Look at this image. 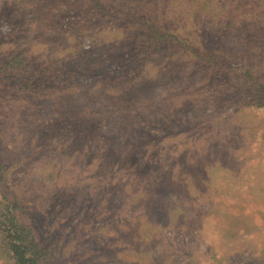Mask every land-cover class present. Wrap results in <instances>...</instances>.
<instances>
[{"label":"rangeland","instance_id":"rangeland-1","mask_svg":"<svg viewBox=\"0 0 264 264\" xmlns=\"http://www.w3.org/2000/svg\"><path fill=\"white\" fill-rule=\"evenodd\" d=\"M95 2L108 17L85 30L86 0H0V80L23 51L79 76L0 107L4 187L19 201L7 204L40 236L43 263L264 264V107L251 84H264V30L244 23L237 46L175 5L179 41L140 53L122 34L129 6ZM0 264H14L1 233Z\"/></svg>","mask_w":264,"mask_h":264},{"label":"trees","instance_id":"trees-1","mask_svg":"<svg viewBox=\"0 0 264 264\" xmlns=\"http://www.w3.org/2000/svg\"><path fill=\"white\" fill-rule=\"evenodd\" d=\"M96 0H86L88 6L84 7L82 13L84 16L81 20L82 27L86 28L90 22V18L104 14L105 19L108 17V11L101 3H96ZM144 7L138 8L136 0H113V4L117 7L125 4L129 6V16L131 27L122 31L123 36L134 34L136 47L141 53V50L148 52L150 46L157 44L164 39H170L177 43L180 33H178V17L182 14L176 6L183 8L194 9L197 14L196 21H193L194 26L202 27L209 26L212 30L219 33V38L226 34L232 43L239 45L241 43L249 44L247 37L248 26L264 30V0H142ZM91 4V5H89ZM153 5L154 9L150 10ZM176 5V6H175ZM112 11L115 12V9ZM153 13L154 17L149 20V15ZM87 30V28L85 29ZM230 31V33H227ZM235 36L239 38L236 41ZM196 32V31H195ZM198 34L197 32L194 33ZM199 44V43H198ZM114 43L104 45V52H111L114 49ZM234 49V48H233ZM205 49H200L203 52ZM229 48H224L219 53L221 62L227 59ZM237 49H235L236 51ZM22 53L10 55L6 58V69L3 71L7 74L0 80V107L3 103L15 105L18 95H26L29 98L40 99L45 94L58 91L66 92L72 87H79L74 82L79 76L70 67H55V61H38L33 54ZM225 54H222V53ZM206 54V53H204ZM205 56V55H204ZM199 56L200 58H205ZM233 54L229 55L232 57ZM207 57V56H206ZM140 62V59H139ZM223 64V63H222ZM221 64V65H222ZM140 65H135V69H139ZM130 79H133L129 75ZM257 84L255 88V102L257 106L264 107V84L256 78H251V84ZM248 84V83H245ZM56 100V99H55ZM262 102V103H259ZM61 104V103H60ZM58 104V107H60ZM148 126L150 123L143 122ZM197 124V126H195ZM203 123H194L192 120L185 122V128L188 130L201 128ZM0 122V137L4 138L7 134V129ZM8 127L12 126L8 124ZM8 128V129H9ZM132 148L131 146L123 147L120 152H126ZM121 152V153H122ZM120 156V155H118ZM4 165L0 161V233L6 239V246L9 257L14 264H45L43 263V254L39 249L40 236L34 230L30 222H23L21 215L7 204L10 200H14V204L19 201L11 196L9 190L4 187L6 184ZM110 186L107 187V192ZM13 195V194H12ZM15 196V195H14ZM19 209V208H18ZM48 250V249H47Z\"/></svg>","mask_w":264,"mask_h":264}]
</instances>
